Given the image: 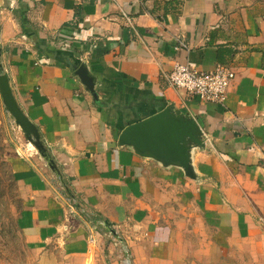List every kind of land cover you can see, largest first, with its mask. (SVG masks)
<instances>
[{"label":"crops","instance_id":"obj_1","mask_svg":"<svg viewBox=\"0 0 264 264\" xmlns=\"http://www.w3.org/2000/svg\"><path fill=\"white\" fill-rule=\"evenodd\" d=\"M0 7V77L47 151L2 159L55 264H122L125 249L132 264H264V0ZM175 64L235 79L222 104L201 101L170 87ZM152 119L161 151L126 135Z\"/></svg>","mask_w":264,"mask_h":264},{"label":"rangeland","instance_id":"obj_2","mask_svg":"<svg viewBox=\"0 0 264 264\" xmlns=\"http://www.w3.org/2000/svg\"><path fill=\"white\" fill-rule=\"evenodd\" d=\"M2 10L5 11L0 7V11ZM19 110L25 117L22 110L20 108ZM32 129L29 121L27 125L17 121L5 105L0 92V264H55L54 258L58 256L57 251L50 253L44 250L38 240L25 234L24 216L27 213L25 206L28 198L2 159L5 151L17 149L26 153L29 159L38 156L47 158V151L38 149V152L36 151L37 147L34 144L41 142V139L32 132ZM24 143L31 146L28 148L23 145ZM92 217L91 214L86 216V223L92 220ZM124 252L130 256L127 249Z\"/></svg>","mask_w":264,"mask_h":264},{"label":"built area","instance_id":"obj_3","mask_svg":"<svg viewBox=\"0 0 264 264\" xmlns=\"http://www.w3.org/2000/svg\"><path fill=\"white\" fill-rule=\"evenodd\" d=\"M235 79L234 71L228 65H218L211 72H203L191 65L175 64L172 72L168 74L167 81L170 87L185 91L188 95L201 101L222 104L228 95ZM118 229H111L109 237L115 247L120 243ZM96 245L94 238L88 243V251L92 252ZM123 250V249H122ZM121 250V251H122ZM125 251V250H124ZM122 264H132L130 256L123 252Z\"/></svg>","mask_w":264,"mask_h":264},{"label":"water","instance_id":"obj_4","mask_svg":"<svg viewBox=\"0 0 264 264\" xmlns=\"http://www.w3.org/2000/svg\"><path fill=\"white\" fill-rule=\"evenodd\" d=\"M0 92L8 110L14 114V117H16L18 122L22 121L24 125H27L29 120H27L20 112L5 76L0 77ZM32 132H34L35 135H38L33 129ZM126 135L130 136V138L139 139L143 144H148L158 151L166 149L171 139L170 134L162 133L158 119H152L133 127H129L126 131Z\"/></svg>","mask_w":264,"mask_h":264},{"label":"trees","instance_id":"obj_5","mask_svg":"<svg viewBox=\"0 0 264 264\" xmlns=\"http://www.w3.org/2000/svg\"><path fill=\"white\" fill-rule=\"evenodd\" d=\"M258 51L260 50V49H257Z\"/></svg>","mask_w":264,"mask_h":264}]
</instances>
